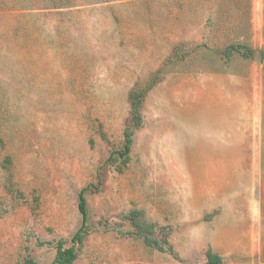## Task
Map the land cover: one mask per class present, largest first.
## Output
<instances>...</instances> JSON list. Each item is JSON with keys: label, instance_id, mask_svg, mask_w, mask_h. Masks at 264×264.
<instances>
[{"label": "rangeland", "instance_id": "obj_1", "mask_svg": "<svg viewBox=\"0 0 264 264\" xmlns=\"http://www.w3.org/2000/svg\"><path fill=\"white\" fill-rule=\"evenodd\" d=\"M202 1L0 0V264H51L81 225L82 190L88 236L73 264H207V250L264 264V145L254 257L211 245L221 207L205 212L197 195L188 94L234 43ZM132 90L141 122L121 160Z\"/></svg>", "mask_w": 264, "mask_h": 264}, {"label": "crops", "instance_id": "obj_2", "mask_svg": "<svg viewBox=\"0 0 264 264\" xmlns=\"http://www.w3.org/2000/svg\"><path fill=\"white\" fill-rule=\"evenodd\" d=\"M240 1L210 2L217 8L211 12L225 18L214 33L221 41L224 36L235 44L221 48L224 52L219 64L223 70L196 75L194 93H187L194 126L187 131L186 140L196 153L197 195L203 198V211L221 207L209 222L215 229L210 234L211 245L243 244L244 251L250 250L254 257L261 231L264 0ZM241 4L243 7H238ZM221 7L224 10L219 14ZM240 18L247 32L236 37ZM180 135L182 142V131ZM216 252L222 257L224 250Z\"/></svg>", "mask_w": 264, "mask_h": 264}, {"label": "trees", "instance_id": "obj_3", "mask_svg": "<svg viewBox=\"0 0 264 264\" xmlns=\"http://www.w3.org/2000/svg\"><path fill=\"white\" fill-rule=\"evenodd\" d=\"M138 96L136 95L135 90H132L128 96L130 102V108H131V113H130L131 120H130V125L124 131L123 148L120 152H117V155L121 160L126 159L128 154L130 153L131 142H132L131 135L133 129H136L140 126L141 117L137 111L141 99ZM83 193L84 190H82L79 194V203H78V209L82 217L81 225L72 235L70 239L71 245L69 247H64V244L61 241L57 243L55 256L51 264H73L77 258V247H79L88 236V231L86 226V220H87L86 201L83 196ZM132 224L134 227H136L138 234L141 233L144 234L141 236L146 246L156 247L157 242L147 235L148 232L152 233L153 231L152 228H147L142 226L141 224H138V222H135L134 218ZM159 249L163 251L162 248ZM205 260L207 264L222 263L220 256L213 253L211 250H207V252L205 253ZM23 264H35V262L33 259L28 258L23 262Z\"/></svg>", "mask_w": 264, "mask_h": 264}]
</instances>
